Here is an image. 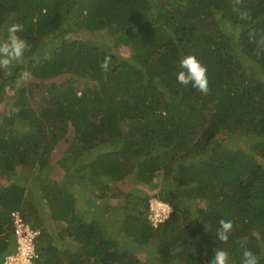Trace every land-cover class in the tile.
I'll return each instance as SVG.
<instances>
[{
    "label": "trees",
    "instance_id": "trees-1",
    "mask_svg": "<svg viewBox=\"0 0 264 264\" xmlns=\"http://www.w3.org/2000/svg\"><path fill=\"white\" fill-rule=\"evenodd\" d=\"M12 24L31 51L0 70V264L16 211L39 231L32 264H209L217 248L264 264V0H0V39ZM189 54L207 95L176 80ZM130 176L108 219L89 191ZM150 199L172 209L156 226Z\"/></svg>",
    "mask_w": 264,
    "mask_h": 264
},
{
    "label": "clouds",
    "instance_id": "clouds-1",
    "mask_svg": "<svg viewBox=\"0 0 264 264\" xmlns=\"http://www.w3.org/2000/svg\"><path fill=\"white\" fill-rule=\"evenodd\" d=\"M21 31L22 25L12 24L7 28L6 39H0V70L11 69L15 62L24 57L26 52L31 51V44L18 35ZM109 65L110 57L105 56L103 61L100 63V68L104 72H107L109 70ZM179 69L180 70L176 75V80L179 84L183 86L191 85V87L196 90L198 94L207 95L209 90L207 69L194 55L189 54L184 56L179 61ZM232 230V222L230 220L226 221L221 219L216 232L217 239L222 243H227L229 234ZM34 231L37 230L34 229ZM37 232L39 233V231ZM242 257V264H259L257 255L250 249H245L242 253ZM209 264H229V253L222 248L215 249L214 255L209 261Z\"/></svg>",
    "mask_w": 264,
    "mask_h": 264
},
{
    "label": "built area",
    "instance_id": "built-area-1",
    "mask_svg": "<svg viewBox=\"0 0 264 264\" xmlns=\"http://www.w3.org/2000/svg\"><path fill=\"white\" fill-rule=\"evenodd\" d=\"M149 212H151L154 219L153 221L156 223L155 225H152L156 226L159 223L164 222L170 216L172 209L169 205L154 200L149 205ZM10 217L13 234L16 240V250L13 254L4 258L3 264H32L33 259L37 257L34 250V240L39 233L25 224L21 215L17 211L12 212Z\"/></svg>",
    "mask_w": 264,
    "mask_h": 264
},
{
    "label": "rangeland",
    "instance_id": "rangeland-1",
    "mask_svg": "<svg viewBox=\"0 0 264 264\" xmlns=\"http://www.w3.org/2000/svg\"><path fill=\"white\" fill-rule=\"evenodd\" d=\"M86 33H81V36H84ZM109 38H111L110 36H108ZM106 37V40L109 41V38ZM8 95L11 94V92H6ZM11 99L10 97H7L5 96L3 98L2 101H0V115L4 112H7L8 111V108H9V103H11ZM62 145H59L56 150L53 151L52 153V158H51V162H52V165H53V168H51V171H50V174H49V177L51 180H56L57 178L61 177L62 175V172L61 170H55L53 171L54 169H56V166H55V162H56V159H58L60 156H61V151H62ZM58 154V155H56ZM127 180H123V181H120V182H117L116 185H113L111 184L110 185V188L112 189L111 191H108V195H109V198L108 199H104V200H101L100 199H97L96 198V195L98 192H95V191H89V194H90V198H92V201H97V203H100L103 211L105 212L106 214V217H114V215H116V217H121L122 216V213H121V207L122 205H124V201L128 198L126 197L125 195L121 198H118L117 196L114 197V195L116 193H119V191H122L121 193H127L128 192V189L130 188H133V177L130 176V177H127L126 178ZM76 187V188H75ZM80 185H76L74 186L75 189L79 188ZM121 189V190H119ZM135 193V192H133ZM113 194V195H111ZM136 194V193H135ZM77 197V195H76ZM154 200L156 199H150L147 203H148V206L150 205V203H152ZM127 201V200H126ZM202 205L199 204V202H192L191 203V210L194 212V211H197L198 207H201ZM42 212L45 214V211L42 210ZM195 213V212H194ZM148 220L151 224L155 225L156 223L153 221V216L151 214V212L148 211ZM110 219V218H108ZM59 227H57L58 229Z\"/></svg>",
    "mask_w": 264,
    "mask_h": 264
},
{
    "label": "bare ground",
    "instance_id": "bare-ground-1",
    "mask_svg": "<svg viewBox=\"0 0 264 264\" xmlns=\"http://www.w3.org/2000/svg\"><path fill=\"white\" fill-rule=\"evenodd\" d=\"M160 206V205H159Z\"/></svg>",
    "mask_w": 264,
    "mask_h": 264
}]
</instances>
